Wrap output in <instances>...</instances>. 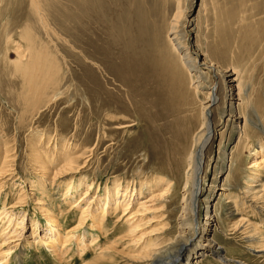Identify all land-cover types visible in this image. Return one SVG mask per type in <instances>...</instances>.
Masks as SVG:
<instances>
[{"label":"rangeland","instance_id":"374dc122","mask_svg":"<svg viewBox=\"0 0 264 264\" xmlns=\"http://www.w3.org/2000/svg\"><path fill=\"white\" fill-rule=\"evenodd\" d=\"M27 1L31 9V0H0V168L5 157L10 164L8 168L11 166L7 174L0 176L3 183L0 213L4 212L5 218L0 222V235L6 229L0 237V264L6 261L3 254L10 251L7 264H136L142 258V251L158 244L165 232L174 236L187 173L184 159L194 135L199 132L201 106L212 84L220 85V100L215 103L211 116L213 138L203 153L200 176L205 179L200 219L205 222L209 207V216L214 217L216 224L210 227L208 236L221 244L225 257L246 264H264V205L261 208L250 204V189L261 180L260 168L253 163L264 157L261 144L264 139V0H145L151 17L161 23L169 24L184 14L180 36L184 40L187 37L192 49L201 48L202 61L210 48L221 57V66L243 69L242 108L249 115L248 126L253 132L243 148L238 143L239 135L231 129L228 114L220 115L229 107L228 103L224 105L221 95L224 84L215 69L201 67L204 86L199 93L188 85V93L177 88L169 94L161 72L141 66L134 74L127 75L128 82L124 85L119 81L123 80V74L116 75L118 81L113 74V77L109 75L111 63L116 72L114 63L117 68L121 66L117 65L120 62H110L104 54L109 48L91 49L95 51L93 54H87L86 50V56L81 53L74 32L75 7L71 0H47L48 31L32 14L20 17L21 12H15L17 5ZM27 21L32 32L28 40L35 43L33 49L20 38L24 28L20 25ZM11 26L13 29L9 30ZM158 29L159 34L166 35V29ZM251 38L260 41L261 46L254 52L258 57L254 68L237 63L229 53L244 41H247L245 48H249ZM226 43L230 46L228 50ZM18 46L27 55L20 62L15 54ZM31 49L39 51L41 58L32 59ZM42 71L46 72L42 74ZM26 72L28 75L33 72L30 84L23 77ZM51 74L52 79L48 78ZM180 98L183 100L178 104ZM177 105L183 109L171 117L168 111ZM177 116L181 121L178 126L176 121H170ZM7 151L10 153L6 154ZM238 153L239 162L231 165V159ZM71 155L73 165L65 167V160ZM34 156L48 163L44 171ZM177 169L180 172H175ZM155 178H165L164 189L169 187L170 191L166 193L161 189L163 186L152 191L149 186L141 188L142 182L150 183ZM120 184L121 195L127 188L128 195L135 189L132 198L125 200L131 204L130 211L135 213V218L130 222L119 220L123 209L115 213L112 204L107 210L104 231H97L92 215L96 211L94 214L102 217L105 205L99 198L103 199ZM69 186L77 191L65 196ZM140 191L143 195H138ZM140 203L146 206L142 210ZM74 204L78 207L72 209ZM87 207L92 215L78 228V216ZM52 219L60 225L55 232L61 239L50 232ZM243 223L246 228H240ZM128 230L136 233L128 235ZM93 238L96 241L84 255L79 244L87 246ZM115 241L120 242L115 244ZM98 245L114 248L107 253L105 259L109 260L95 259L96 253L101 252ZM253 249L263 252L255 253ZM184 254L180 264H186L189 257ZM202 260L200 264H224L215 256Z\"/></svg>","mask_w":264,"mask_h":264},{"label":"bare ground","instance_id":"6f19581e","mask_svg":"<svg viewBox=\"0 0 264 264\" xmlns=\"http://www.w3.org/2000/svg\"><path fill=\"white\" fill-rule=\"evenodd\" d=\"M71 1H72L71 3L75 7L74 8L75 9L74 18H73L74 32L77 37L76 42L79 45V49H81V53L84 56H86L85 55L86 53L87 54L95 53V51H97V49H99L100 46L109 48L110 50L106 49L104 51V54L107 56L110 62L117 61V62H120L117 65H121L119 68H117L116 64L114 63L115 69L118 70L116 72V70L112 68V63H111V67H110L111 73H109V75L113 77L112 76L113 74L114 75L113 78L115 81H118L116 79V75L118 73H121L123 74L124 78L123 80L119 79V81L122 84L128 82L126 78L127 75L134 74L135 72H137V70L141 66L142 69L150 68V69H156L157 71H160L161 72L160 75L167 82L166 86H168L167 91L169 92V94H170V91L172 90L177 91V88L188 93V90L190 89L188 85H190V87H192L196 93H199L201 90H203V86H204V83H203L204 69H202L201 67H204L211 71L215 69V72L221 75L222 83L224 84L223 91L221 87V95H222L224 105L228 103V107H229V108L226 107L228 108L227 112L225 110H222L220 112V115L223 117L224 115L228 114V117H229L228 121H230L232 131L239 135L238 143H240V147H242V145H245L246 142H248V140L252 138L251 136L253 135V132L249 130L250 128L248 126L251 120H249V117H248L249 115L247 116L243 112V108H242L243 103H244L243 97H244V91H245L243 89L244 84L242 85L243 69L239 66L238 67L240 69H238L237 66H236L237 68L234 66H227V67L221 66L222 64L219 59L221 57H219V54L213 53V51L210 48L209 50H207L208 53L207 55H205V58L202 61L201 56H204V55L201 53L202 52L201 48H197L195 50L192 49L187 42V37L185 38L186 40H184L180 36V33H182L180 31V28H181L180 21L184 17L183 16L184 14L183 15L180 14L176 16L173 21H171L169 24H166V23H161L156 19L154 20L151 17V15L149 14L150 12L147 11L145 0H71ZM27 3L28 1L25 3L26 5L25 4L17 5V10H15V12L16 11H18L17 13L21 12L20 17H22L23 15H28L29 13L32 14V18H35V20L37 18V22L40 23L41 27L44 30L48 31L47 28L49 27L50 23H49V18L47 15L48 13V9L46 7L47 0H31V3L33 5V7L31 8L32 10L30 9V7L27 6ZM28 21L22 22V24L20 25L22 27L24 26V28H22V32H21L22 35L20 38L21 40L25 41L26 45L32 46L31 48L33 49V47H35V43L33 42L34 44H32V42H29L30 40H28L29 35H31L32 33L30 30L31 25ZM11 29H13V26L9 27V30ZM157 29L161 31H165L166 29V35L164 36V35L159 34L157 32ZM246 42L247 41H244L242 45H240L235 50L231 49L229 53L230 55H233V59L236 60L237 63L239 64L240 62L242 64L245 63L247 64V66L249 64V66L251 67L253 66L252 68H254V65L257 63V59H258V57L255 55L256 53L254 54V52L258 48L261 47L259 45L260 41L254 38L249 39L250 47L247 49L245 48V45H244V43ZM225 47L227 48V50L230 49V46L228 43H226ZM21 48L22 47L18 46L16 47V50H15V54H16V57H18L19 62L22 59L26 58L27 56L26 51H24ZM32 49L31 51H29L31 53L30 54L31 58L32 59L37 58V57L41 58V53L35 50L32 51ZM91 49L95 51L91 52ZM86 50L87 52L85 53ZM27 54L29 55V53ZM154 57H156L155 62H153ZM27 60H30V59L28 58ZM26 64L29 65V62ZM42 67L44 68V66ZM27 69H30V68L26 67V70ZM45 72L42 71V74ZM32 73L33 72H31V74ZM30 75H28V73L26 72V75L23 76L25 81H27L26 84L27 83L30 84L28 82L29 79H31ZM49 77H51L50 79H52V74L51 76H48V78ZM219 93H220V85L218 86V84L217 85L212 84L209 87L207 94H205L206 101L204 102V105L201 106L200 129H199V132L196 133V135H194V138L192 140L193 144L191 146V149L188 152L187 157L184 159V162L187 163V173H186V177L184 178V192H183L182 201H181L182 206H181V213H180L179 220H178L177 233L174 234V236H171L170 234H167L165 232L164 235H162L163 237L159 240L160 242L158 244H153L152 246H149L147 247V249L142 251V255H141L142 258L139 259V261L136 262V264H180V259L182 257H185L184 253L189 254L186 264H193V263L200 264L203 262L202 260L203 258L205 257L207 258L209 256H215L217 259H220V261L224 264H229V263L246 264L242 261H237V260H233L232 258L225 257L226 255L225 256L223 255L224 248L221 246V244L218 243V241L214 237L208 236L210 231H212L210 230V227L216 224L214 223L215 222L214 217L209 216V207L206 208L207 212H206L205 222H202L200 219L201 216H200L199 207L201 206L200 201H201V195L204 189L203 184H204V179H205V178L202 179V177L200 176V171H201V167H202L203 159H204V154H203L204 149L211 142L213 138L212 133L214 132V123L211 122V116L213 113V107L215 103L217 102V100H220ZM182 100L183 98H180L178 101V104ZM167 106L171 107L169 104ZM182 109H183V106H181L180 108L177 105L173 107L172 109H170L168 112L171 111L170 112L171 117L172 116L176 117L175 115H178V111L181 112ZM256 112L258 113V111ZM258 115L260 116L261 114H258ZM110 116L116 117V115H113V114H110ZM177 119H178V116L177 118H173V120H170V121H173V122L176 121L175 124L178 126L180 125L181 121L179 122V120ZM119 127L121 129L123 126H119ZM262 132L264 135V131ZM261 144L263 145L262 147L264 149V139H262ZM8 153L10 152L7 151L6 154ZM184 155L185 153L182 154V158H184ZM72 158L73 156L71 155L65 160V162L67 163L66 165H64L65 167L69 168L71 165H73L74 158L73 160H71ZM226 158L227 157L225 155L224 159ZM36 160L38 161L37 163L38 167L41 168L42 171H44L46 169L45 166L48 163L44 162V160L40 157H35V161ZM230 162H231L230 163L231 165H233V163L239 162V153L233 156V159H231ZM75 163H77V161ZM263 163H264V157L253 163L255 167L260 168L259 170L261 171V173L258 174L259 175L258 177L261 178V180L254 183L250 189L251 191L250 204L251 205L252 204L261 205V208L264 205V166H263ZM9 165L10 164L8 163V157H5V161L3 162V165L0 168V176L3 173L5 174L8 173L7 169L11 167L10 166L8 168ZM175 172H180V171L179 169H177V171ZM165 180H166L165 178H155V180L150 183H147L149 181L142 182L141 188L144 189V187L149 186L147 188L149 189V191H152L154 190V188H161L165 184ZM93 185L94 184L92 183L90 186V191L93 189ZM1 186H3V183L2 184L0 183V189H1ZM121 188H122L121 184L119 186L115 185V189L111 193L107 192L106 194L107 196L103 197V199L99 198L100 202L102 200L103 202L105 201L104 210L102 212L103 213L102 217H100L99 214H94L96 211L93 212V215L90 214L89 213L90 207H87L85 211L80 212L78 216L79 217L78 218L79 219L78 228H80V226L92 215V218L94 221L92 223H94L93 226L95 227V229L101 232L104 231L103 226L105 222V217H107L106 214H108L107 210H109V208L112 207L113 205L115 206V209H114L115 213L120 208L123 209L121 211V217L118 218L119 220L126 219V222H130L133 218H135L134 217L135 213L130 211L131 204L130 203L127 204L125 201L129 196H131L132 198L133 193L135 192V189L133 188V193L131 195H128L127 192H129V189L127 188L125 189V194L121 195V192H122ZM168 188L169 187H167V189H164V186H163V188L161 189H164V191L167 193L171 189V188L169 189ZM74 191H77V190H75L74 187H70L65 193V196L67 195L72 196ZM141 191L139 192L138 195H143ZM70 192L71 194H69ZM142 203L145 204V202H142ZM142 203H140L139 209L141 208L144 209L146 207V206H143ZM77 207L78 206L74 204L72 206V209H75ZM234 207L236 209L238 208L237 206H234ZM76 211L79 212V210H76ZM3 214L4 212L0 213V222H2L3 219H5L3 217ZM230 216H233V215L231 214ZM136 218H137V215H136ZM53 220L55 219H52L51 222H49L50 232L51 234L55 235L56 238L57 236L58 238H60L62 236H60L57 232H55V230L60 229L58 227L60 225L57 223L56 220L55 221ZM12 221L13 219L9 221V223H11ZM19 225L20 224L18 223L17 228L19 227ZM10 226L11 224L8 225L7 227L9 228ZM244 226L245 224L243 223V226L240 225V228H246ZM5 231L6 229L1 233L0 237L3 236ZM14 232L16 233V231ZM134 233H136V231L134 232L133 230L132 231L128 230L127 232L128 235H133ZM68 237H69L68 235L65 236V239ZM126 237L127 236H124L125 239ZM133 239H132L131 244L134 243ZM95 241L96 239L93 238L90 244L87 246H83L79 244L80 251L83 253L84 251L89 250L87 248L92 247ZM203 241H206L205 245H203ZM252 241L253 239H251L250 242ZM119 242L115 241V244ZM137 243H138V240H137ZM149 244L151 243L149 242ZM98 249L101 252L99 254L96 253L95 259L104 260L107 257V253H111L114 248L106 247V246L102 247L98 245ZM253 251H256L255 253L263 252L262 250H255V249H253ZM10 252H5L4 254L2 253L3 258L6 260L4 264H7V260L9 259L8 257L10 255L9 254ZM1 257H0V262H1ZM109 259L110 258H107L105 260H109ZM129 261H132V260H129Z\"/></svg>","mask_w":264,"mask_h":264}]
</instances>
